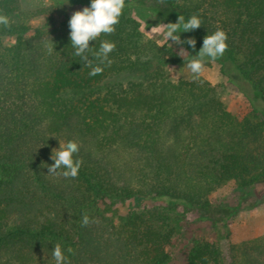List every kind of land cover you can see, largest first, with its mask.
I'll return each mask as SVG.
<instances>
[{
    "label": "trees",
    "instance_id": "obj_1",
    "mask_svg": "<svg viewBox=\"0 0 264 264\" xmlns=\"http://www.w3.org/2000/svg\"><path fill=\"white\" fill-rule=\"evenodd\" d=\"M154 1L197 16L201 46L223 30L221 72L246 97L229 77L234 63L264 102V0ZM0 14L10 20L0 26V264H55L57 242L69 264H264V233L240 240L227 218L212 220L210 238L189 225L192 212L211 214V194L264 184V112L249 102L240 117L216 85L173 81L166 66L177 55L125 12L113 34L90 41L94 66L101 41L115 44L96 76L73 55L71 15L21 0H0ZM68 140L80 145L78 176L47 175ZM85 213L95 222L82 227Z\"/></svg>",
    "mask_w": 264,
    "mask_h": 264
},
{
    "label": "rangeland",
    "instance_id": "obj_2",
    "mask_svg": "<svg viewBox=\"0 0 264 264\" xmlns=\"http://www.w3.org/2000/svg\"><path fill=\"white\" fill-rule=\"evenodd\" d=\"M21 2L23 9L27 11L35 10L40 7L52 6L55 9V16L58 19L63 18L65 15L72 16L74 12L83 10L84 7H90L91 4V0H21ZM136 4L137 5L131 6L128 3H125L122 12L127 13L140 23L141 29L147 38L149 37L147 36L146 31H151L153 27H156L161 23H176L178 22L179 16H183L177 10L172 9L170 6L160 1L141 0L136 2ZM41 24L42 19L36 18L33 20V25L35 27L40 26ZM179 36L182 42L187 41L189 38L195 39L191 34V31L180 32ZM149 39L155 41L159 45H167L171 48L172 53L177 55L178 61L166 66L170 78L173 81L193 79L192 73L187 68V61L194 58L193 56L197 55L202 48L197 41L195 49L190 47L187 43H184L188 47V52L183 46L176 44L171 40L169 42L164 41L161 37ZM4 43L9 45L12 43V39H4ZM181 49L185 51H181ZM203 63L204 69L198 79H204L211 84L216 85L219 89L221 100L233 112L240 117L251 115L252 108L249 102H251L256 111L264 112V102L260 95H258L252 85L243 78L234 63L231 61H227L226 63L229 77L245 91L246 97L240 92L237 86L230 83L228 78L221 72V65L216 60L204 57ZM249 192H251V194ZM209 198L212 203L211 214L194 211L190 215L189 225L191 228H198L199 230L195 231L193 235L210 238V236H213V230L211 228L212 220L225 218H227L230 226L236 232L237 238L240 240L247 238V236L259 237L263 235L264 184H259L254 189L245 191H218L211 194ZM167 202L170 204L174 203L170 200ZM159 204L161 203L152 204L150 202H133L132 209H141ZM234 207H238V211L232 217H228L230 209ZM208 217H211V219L205 220ZM174 264H183L182 259L178 258Z\"/></svg>",
    "mask_w": 264,
    "mask_h": 264
},
{
    "label": "clouds",
    "instance_id": "obj_3",
    "mask_svg": "<svg viewBox=\"0 0 264 264\" xmlns=\"http://www.w3.org/2000/svg\"><path fill=\"white\" fill-rule=\"evenodd\" d=\"M124 7L125 0H91L90 7H84L83 10L74 12L68 22L71 48L74 50L73 55L79 57L80 60L83 61V66L90 69V76H96L102 73L103 68L101 65H111L112 61L109 59V54L115 49L114 43L108 40H102L98 51L91 53L95 60L99 61V64L94 66L93 59L89 58V53L91 52V47L89 46L90 41H95L102 34H113L115 32V26L119 23V18ZM0 26H10V20L7 15L0 14ZM200 26L201 20L195 15L190 17L187 21H185L183 16H179L178 22L168 24L161 23L153 27L151 31H146V34L149 38L161 37L164 41L169 42L171 40L176 44L187 43L190 47L195 49L196 40L189 38L187 41L182 42L179 33L189 32ZM227 38V34L221 29H217L214 33L204 37L202 48L198 54L187 61V68L192 73L194 80L200 77L204 69V57L215 60L223 56L228 47L226 43ZM52 44L45 42V47L49 53L54 51ZM181 51L185 50L181 49ZM79 150L80 145L75 140H68L65 143L60 142L59 148L52 150L50 159L53 160L54 163L51 165H44V167L48 168L47 175L53 177L62 176L64 178H76L83 163L81 159H74V154H77ZM93 222L95 221L90 220L87 213L83 214L82 227L88 226ZM67 251L71 253L72 249L69 248ZM51 256L55 264H69L62 245L59 242L54 244Z\"/></svg>",
    "mask_w": 264,
    "mask_h": 264
}]
</instances>
